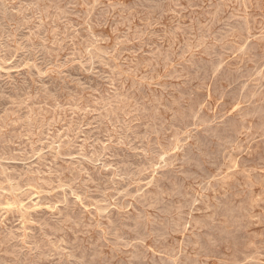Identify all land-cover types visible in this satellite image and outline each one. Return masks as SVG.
<instances>
[{
    "label": "rangeland",
    "instance_id": "obj_1",
    "mask_svg": "<svg viewBox=\"0 0 264 264\" xmlns=\"http://www.w3.org/2000/svg\"><path fill=\"white\" fill-rule=\"evenodd\" d=\"M0 264H264V0H0Z\"/></svg>",
    "mask_w": 264,
    "mask_h": 264
}]
</instances>
